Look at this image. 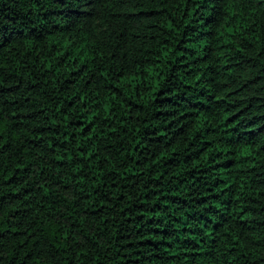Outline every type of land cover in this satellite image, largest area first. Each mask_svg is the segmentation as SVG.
Instances as JSON below:
<instances>
[{
    "label": "trees",
    "instance_id": "obj_1",
    "mask_svg": "<svg viewBox=\"0 0 264 264\" xmlns=\"http://www.w3.org/2000/svg\"><path fill=\"white\" fill-rule=\"evenodd\" d=\"M0 264H264V0H0Z\"/></svg>",
    "mask_w": 264,
    "mask_h": 264
}]
</instances>
